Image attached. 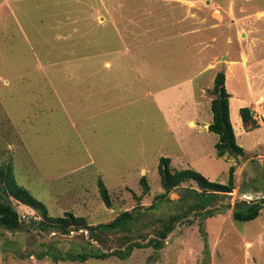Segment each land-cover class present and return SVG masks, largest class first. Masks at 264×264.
I'll list each match as a JSON object with an SVG mask.
<instances>
[{"label":"rangeland","instance_id":"1","mask_svg":"<svg viewBox=\"0 0 264 264\" xmlns=\"http://www.w3.org/2000/svg\"><path fill=\"white\" fill-rule=\"evenodd\" d=\"M249 46L264 58V0H0V165L11 164L46 209L8 196L22 225H0V264H264V205L254 219L232 217L235 202L264 197L263 109L249 106L260 123L246 133L233 114L244 149L237 156H218L217 134L203 127L217 72L228 73L229 90H245L240 65L227 66ZM162 156L172 170L192 168L220 183L234 165L235 186L206 208H218L212 215L189 212L192 188L202 189L194 181L156 200ZM124 210L137 216L132 230L105 234L104 243L85 228L37 226L44 214L72 212L96 225ZM173 213L185 217L160 248L83 262L49 253L112 251L126 237L146 242Z\"/></svg>","mask_w":264,"mask_h":264},{"label":"trees","instance_id":"2","mask_svg":"<svg viewBox=\"0 0 264 264\" xmlns=\"http://www.w3.org/2000/svg\"><path fill=\"white\" fill-rule=\"evenodd\" d=\"M213 94L215 95L210 101V109L212 112V120L208 125V129L217 134L218 140L214 144L218 156L229 154L237 156L244 152L242 146L236 142V136L229 116V97L230 93L225 86V74L222 71L216 73L213 80ZM242 125L245 130L250 131L259 127L256 119L252 115L248 106H241L238 110ZM160 184L163 191L156 195L155 199L168 198V194L174 188L186 181L196 182L202 189L196 190L192 188L195 198L194 202L189 205V212L195 211V214L212 215L218 208H209L214 202L219 200L221 195L232 191L234 188V165L229 168V176L226 183H220L210 180L202 172L192 169L183 168L172 170L170 166V158L162 156L157 167ZM142 192L149 190L146 175H142L139 179ZM97 186L100 197L105 205L110 206L111 200L108 189L101 178L97 179ZM0 190L4 193V197L0 199V225L8 230L19 229L22 225L20 215L8 196H12L18 201L31 206L35 209L46 211L43 202L35 198L27 189L20 186L15 178L13 167L11 164L0 165ZM153 205V204H152ZM264 205V197L240 200L235 202L232 209V217L234 220L245 221L256 218ZM227 208L230 204L224 205ZM206 209L205 211H203ZM185 214L173 213L168 218L159 220L161 228H157L148 241L133 240L134 237H126L122 244L127 243L123 248H117L112 251H105L99 247L92 246L90 249H69L66 251L54 248L53 252H49L53 261L77 260L86 261L88 258L105 259L111 255H115L121 259L129 257L133 247L153 246L160 248L162 240L172 230L174 223L180 218H184ZM137 216L132 210H124L117 214L109 222H100L96 225L86 224L82 216H75L72 212H67L62 216H48L44 214V218L37 221L40 230H55L61 233H69L78 231L81 228L88 230V238L97 243H104L103 235H109L115 232H130L132 223ZM155 222V221H154ZM126 235V234H125ZM139 239H143L141 234L137 235ZM89 244V242H86ZM41 257L42 255H38Z\"/></svg>","mask_w":264,"mask_h":264},{"label":"crops","instance_id":"3","mask_svg":"<svg viewBox=\"0 0 264 264\" xmlns=\"http://www.w3.org/2000/svg\"><path fill=\"white\" fill-rule=\"evenodd\" d=\"M228 56H230L228 54ZM239 57L235 61H230V63L227 66V70H230L229 65H240L243 73H244V81L243 85L245 90H229L227 87V91L230 93L229 97V116L230 120L232 121V126L234 127V123L232 120L233 114L235 116V120L240 125L241 131L248 132L244 129L241 118L239 116V108L241 106H250L255 102L257 105L253 104L254 106H257L255 109L262 110L264 112V58L259 57L258 54L254 53V50L251 52L250 46L248 47V51L246 48H242L239 51ZM228 73L225 74V82L227 78ZM227 85V84H225ZM261 100H257V98ZM201 104V102H198ZM256 118L257 116L254 115ZM263 119H260L262 121ZM258 123L259 120H257ZM193 122L192 125H194V120L190 119L188 121V124L190 125ZM211 121H204L203 127L208 129V125ZM241 123V124H240ZM261 126V125H260ZM234 129V128H233ZM234 133L236 135V132L234 130ZM170 158V157H169ZM171 160V158H170Z\"/></svg>","mask_w":264,"mask_h":264},{"label":"bare ground","instance_id":"4","mask_svg":"<svg viewBox=\"0 0 264 264\" xmlns=\"http://www.w3.org/2000/svg\"><path fill=\"white\" fill-rule=\"evenodd\" d=\"M193 123H191V125H192Z\"/></svg>","mask_w":264,"mask_h":264}]
</instances>
